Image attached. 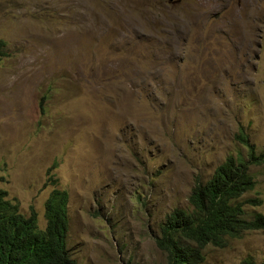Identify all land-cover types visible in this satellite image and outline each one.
Segmentation results:
<instances>
[{
	"label": "rangeland",
	"instance_id": "1",
	"mask_svg": "<svg viewBox=\"0 0 264 264\" xmlns=\"http://www.w3.org/2000/svg\"><path fill=\"white\" fill-rule=\"evenodd\" d=\"M0 38V188L41 227L66 189L76 264H166V215L238 131L264 150V0H0ZM204 253L264 264V228Z\"/></svg>",
	"mask_w": 264,
	"mask_h": 264
},
{
	"label": "trees",
	"instance_id": "2",
	"mask_svg": "<svg viewBox=\"0 0 264 264\" xmlns=\"http://www.w3.org/2000/svg\"><path fill=\"white\" fill-rule=\"evenodd\" d=\"M7 55V43L0 38V57ZM43 106V105H42ZM236 138L246 154L229 155L205 182H197L188 202L166 215L156 245L166 254V264H210L204 250L208 245L224 247L229 238L246 230L264 228V214L245 217L247 204L257 206L261 197L243 196L254 190L252 165L264 164V150L243 129ZM0 188V264H76L69 249V193L54 188L45 202L47 222L39 224L38 212L31 206L28 215ZM240 264H263L251 256Z\"/></svg>",
	"mask_w": 264,
	"mask_h": 264
},
{
	"label": "water",
	"instance_id": "3",
	"mask_svg": "<svg viewBox=\"0 0 264 264\" xmlns=\"http://www.w3.org/2000/svg\"><path fill=\"white\" fill-rule=\"evenodd\" d=\"M169 1H178V0H169Z\"/></svg>",
	"mask_w": 264,
	"mask_h": 264
},
{
	"label": "bare ground",
	"instance_id": "4",
	"mask_svg": "<svg viewBox=\"0 0 264 264\" xmlns=\"http://www.w3.org/2000/svg\"><path fill=\"white\" fill-rule=\"evenodd\" d=\"M202 38V37H201Z\"/></svg>",
	"mask_w": 264,
	"mask_h": 264
}]
</instances>
